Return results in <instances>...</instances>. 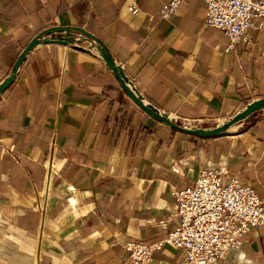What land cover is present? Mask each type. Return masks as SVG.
I'll use <instances>...</instances> for the list:
<instances>
[{
	"label": "crops",
	"instance_id": "0c3cea01",
	"mask_svg": "<svg viewBox=\"0 0 264 264\" xmlns=\"http://www.w3.org/2000/svg\"><path fill=\"white\" fill-rule=\"evenodd\" d=\"M166 1L0 0V84L9 79L0 91V264H122L125 242L175 229L174 192L208 167L264 202V107L218 133L192 131L222 127L264 99V30L227 50L228 38L204 22L203 0H182L163 19ZM44 33L56 39L24 53ZM67 33L78 45L59 40ZM101 47L179 128L127 96ZM182 260L165 244L128 264ZM219 264H264V225Z\"/></svg>",
	"mask_w": 264,
	"mask_h": 264
},
{
	"label": "built area",
	"instance_id": "2783aa9c",
	"mask_svg": "<svg viewBox=\"0 0 264 264\" xmlns=\"http://www.w3.org/2000/svg\"><path fill=\"white\" fill-rule=\"evenodd\" d=\"M203 1L206 4L204 22L228 38L227 50L241 42L249 43L248 30H264V0ZM181 2L163 3L161 18L171 17ZM130 9L136 12L134 7ZM44 38L56 39L51 35ZM77 42L72 36L67 41L71 45H78ZM127 85L135 91L130 81ZM174 196L178 217L175 229L160 241L125 242L128 260L122 264L146 261L165 244L182 250L181 264H219L231 251L240 249L248 232L264 225V202L254 188L235 177L222 182L220 171L213 167L202 169L191 186L175 191Z\"/></svg>",
	"mask_w": 264,
	"mask_h": 264
},
{
	"label": "water",
	"instance_id": "95a60500",
	"mask_svg": "<svg viewBox=\"0 0 264 264\" xmlns=\"http://www.w3.org/2000/svg\"><path fill=\"white\" fill-rule=\"evenodd\" d=\"M55 30H58V29H55ZM80 33L82 35L86 36V37H89L85 33H82V32H80ZM43 36H46L45 33H44V35L41 34L39 36L34 37L30 41V43L28 44V46L26 47L24 53H26L27 51H29L36 43H38L39 40H40V38L42 39ZM71 36H72L71 33H67L65 35L64 40H60V41H62L63 43H66L67 44L68 38H70ZM89 38H91V37H89ZM45 40H48V39H45ZM75 47L77 48V46H75ZM100 53H101L104 61L106 62L107 66L115 73L116 78H117V81L120 84V86L122 87V89L125 91V93L127 94V96L136 105H138L143 111H145L150 116L158 119L159 121H161V122H163V123H165V124H167V125H169L171 127L179 128V126L175 122H173L171 119H169V117L167 115H162V114L157 113V111H155V109H153L151 106H149V105H147V104H145L143 102L142 98L139 95H137V92L136 91H133L132 89H130V87L127 85L129 80L125 76L124 72L122 71V69L119 66L115 65V63H113L108 58V56L106 55V52H105V50H104L103 47L100 48ZM8 83H9V79L4 80L0 84V91L2 89H4L5 86ZM261 107H264V99H259L258 101H255V102L251 103L250 105H248L246 107V109L243 112H241L238 115H236V117L234 119H232L229 123L223 125L222 127H219L217 129H214V130H211V131H207V132L200 131V130L199 131L198 130H192V131L193 132H197V133H202V134H205V135H207V134H213V133H218L220 131L225 130L229 125H231L233 123H237L238 121L244 119L252 111H254L255 109L261 108ZM183 130H186V129H183Z\"/></svg>",
	"mask_w": 264,
	"mask_h": 264
},
{
	"label": "rangeland",
	"instance_id": "374dc122",
	"mask_svg": "<svg viewBox=\"0 0 264 264\" xmlns=\"http://www.w3.org/2000/svg\"><path fill=\"white\" fill-rule=\"evenodd\" d=\"M169 119L173 120L174 122L177 121V120H175L173 118H170V117H169ZM178 124H181L184 127H188V128H197L196 126H198L197 124H194V123H183V122H179Z\"/></svg>",
	"mask_w": 264,
	"mask_h": 264
}]
</instances>
